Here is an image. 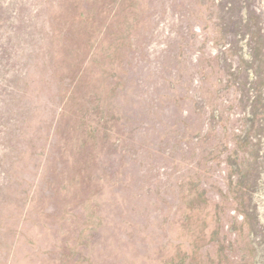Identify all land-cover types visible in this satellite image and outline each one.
<instances>
[{"label":"rangeland","instance_id":"obj_1","mask_svg":"<svg viewBox=\"0 0 264 264\" xmlns=\"http://www.w3.org/2000/svg\"><path fill=\"white\" fill-rule=\"evenodd\" d=\"M0 264H264V0H0Z\"/></svg>","mask_w":264,"mask_h":264}]
</instances>
